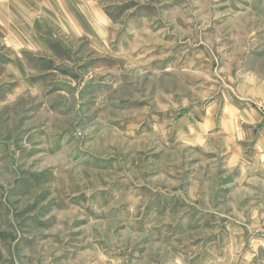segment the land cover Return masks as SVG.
I'll list each match as a JSON object with an SVG mask.
<instances>
[{"label": "rangeland", "instance_id": "obj_1", "mask_svg": "<svg viewBox=\"0 0 264 264\" xmlns=\"http://www.w3.org/2000/svg\"><path fill=\"white\" fill-rule=\"evenodd\" d=\"M101 8L0 28V264H264V0Z\"/></svg>", "mask_w": 264, "mask_h": 264}, {"label": "crops", "instance_id": "obj_2", "mask_svg": "<svg viewBox=\"0 0 264 264\" xmlns=\"http://www.w3.org/2000/svg\"><path fill=\"white\" fill-rule=\"evenodd\" d=\"M49 14L67 38L80 37L86 31L95 37L103 36L102 31L110 20L101 8V0H0V28L17 31L15 35L21 39L17 41L21 44L11 42L15 48L24 42L19 30H28L29 24L33 25L32 29L40 28L48 21Z\"/></svg>", "mask_w": 264, "mask_h": 264}]
</instances>
